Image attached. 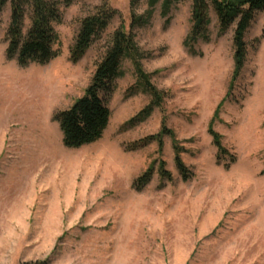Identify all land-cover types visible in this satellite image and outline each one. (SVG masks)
Here are the masks:
<instances>
[{
    "label": "rangeland",
    "instance_id": "rangeland-1",
    "mask_svg": "<svg viewBox=\"0 0 264 264\" xmlns=\"http://www.w3.org/2000/svg\"><path fill=\"white\" fill-rule=\"evenodd\" d=\"M148 1L138 0L136 14L148 11ZM103 2L121 17L74 64L80 21ZM131 2L76 0L56 26L59 56L25 68L6 58L9 7L1 16L0 264H264V13L246 35V66L213 125L235 162L219 158L208 131L232 79L233 30L220 35L211 11L209 40L196 45L202 55L190 54L191 0H177L166 18L161 0L150 23L134 30L144 70L165 93L163 111L127 125L151 96L137 88L126 60L124 75L102 94L111 111L103 138L64 146L53 115L83 96L122 22L129 30ZM164 118L193 172L189 181L176 168L170 137L162 153L157 143L130 148L157 135ZM161 160L172 182L160 179ZM154 162L150 184L134 190Z\"/></svg>",
    "mask_w": 264,
    "mask_h": 264
},
{
    "label": "trees",
    "instance_id": "trees-1",
    "mask_svg": "<svg viewBox=\"0 0 264 264\" xmlns=\"http://www.w3.org/2000/svg\"><path fill=\"white\" fill-rule=\"evenodd\" d=\"M76 0H0V18L9 7V23L5 34L7 43L6 58L16 61L20 67L31 64L46 65L59 56L55 49L59 42L56 26L62 24L64 9L69 8ZM161 0H149V9L144 15H138L135 7L138 0L131 2V23L127 30L124 22L114 31L101 61L97 64L91 83L83 96L66 110L54 113L53 119L59 125L63 136V144L70 149H79L99 142L106 132L111 111L106 98L115 79L124 75L122 64L130 61L137 78V88L151 96V102L132 118L127 125L134 127L148 119L156 109L163 111L165 93L160 92L152 83V74L144 70L143 61L146 54L136 41L135 29L148 25L152 19L154 8ZM177 0H162V16L168 17L173 4ZM184 1V0H182ZM191 28L184 41V47L192 55L202 54L196 50L200 41H208L212 20L210 12L217 17L219 34L224 35L233 30L234 69L228 93L217 108L209 126V134L218 151L219 158L229 156L231 162L236 161L222 144V136L214 131L213 125L223 103L232 95L235 83L240 78L248 57L246 35L258 13H264V0H191ZM121 17L120 13L103 2L96 6L93 13L80 21L79 31L70 49V60L77 64L92 46L100 41L113 21ZM169 21V19L167 20ZM1 24V20H0ZM173 140L174 161L183 179L189 181L193 172L182 159L184 150L179 147L174 132L168 129L166 119L157 135L148 136L133 143V151L143 149L157 143L159 152H163L164 138ZM154 162L133 183V189L141 192L152 181L155 173ZM226 167H229L226 166ZM162 181H173V176L166 168V162L160 161L157 170Z\"/></svg>",
    "mask_w": 264,
    "mask_h": 264
}]
</instances>
